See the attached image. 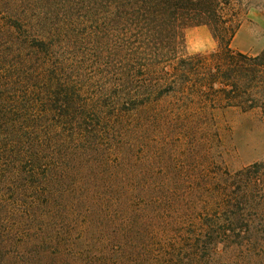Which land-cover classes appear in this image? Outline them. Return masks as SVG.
<instances>
[{
  "label": "trees",
  "instance_id": "16d2710c",
  "mask_svg": "<svg viewBox=\"0 0 264 264\" xmlns=\"http://www.w3.org/2000/svg\"><path fill=\"white\" fill-rule=\"evenodd\" d=\"M237 1L0 0V264H180L219 248L225 264H264V160L193 173L207 200L161 223L131 172L132 131L169 118L165 100L193 127L217 108L264 122V50L231 47ZM200 26L215 51L183 54Z\"/></svg>",
  "mask_w": 264,
  "mask_h": 264
},
{
  "label": "rangeland",
  "instance_id": "374dc122",
  "mask_svg": "<svg viewBox=\"0 0 264 264\" xmlns=\"http://www.w3.org/2000/svg\"><path fill=\"white\" fill-rule=\"evenodd\" d=\"M231 8L233 14H238L240 25L231 47L251 56L259 54L264 50V0H238ZM183 37L185 55L211 53L216 49V42L206 27L188 28ZM7 42L8 38L4 37L0 45L7 48ZM83 75L90 82V95L93 96L100 82L90 67L85 68ZM176 108H179L176 102L165 100L162 110L169 118L159 126L148 123L143 129L135 127L132 131L131 172L138 174L140 171L146 179L148 194L162 201L157 207L165 215L158 212V217L154 218L155 211L149 213L156 223L167 221L178 208L187 207L189 202L198 208L203 199L207 200L203 190H209L208 179L205 182L194 176L197 172L200 174V170L234 173L264 160V122L258 111L243 114L237 109L217 108L210 110L205 122L193 127L170 117ZM138 133L142 145L136 141ZM189 175H193L192 179H186ZM180 243L183 249L190 247V243ZM223 249L219 248L223 253L212 260L200 251L201 255L191 253L190 258L187 261V257L181 259L184 263L180 264H225Z\"/></svg>",
  "mask_w": 264,
  "mask_h": 264
},
{
  "label": "crops",
  "instance_id": "0c3cea01",
  "mask_svg": "<svg viewBox=\"0 0 264 264\" xmlns=\"http://www.w3.org/2000/svg\"><path fill=\"white\" fill-rule=\"evenodd\" d=\"M200 27H204V26H200Z\"/></svg>",
  "mask_w": 264,
  "mask_h": 264
}]
</instances>
